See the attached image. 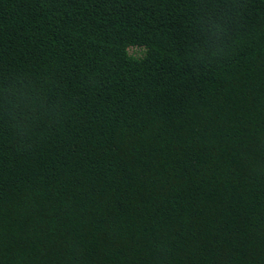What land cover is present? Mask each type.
<instances>
[{
	"label": "trees",
	"instance_id": "trees-1",
	"mask_svg": "<svg viewBox=\"0 0 264 264\" xmlns=\"http://www.w3.org/2000/svg\"><path fill=\"white\" fill-rule=\"evenodd\" d=\"M0 264H264V0H0Z\"/></svg>",
	"mask_w": 264,
	"mask_h": 264
}]
</instances>
